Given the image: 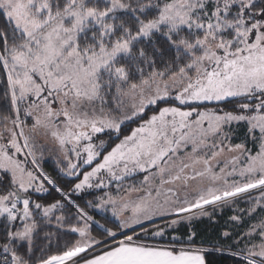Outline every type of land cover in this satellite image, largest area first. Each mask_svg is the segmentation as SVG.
I'll use <instances>...</instances> for the list:
<instances>
[{
    "label": "snow or ice",
    "instance_id": "6c2138e0",
    "mask_svg": "<svg viewBox=\"0 0 264 264\" xmlns=\"http://www.w3.org/2000/svg\"><path fill=\"white\" fill-rule=\"evenodd\" d=\"M264 264V0H0V264Z\"/></svg>",
    "mask_w": 264,
    "mask_h": 264
},
{
    "label": "trees",
    "instance_id": "16d2710c",
    "mask_svg": "<svg viewBox=\"0 0 264 264\" xmlns=\"http://www.w3.org/2000/svg\"><path fill=\"white\" fill-rule=\"evenodd\" d=\"M221 264H224V262H221Z\"/></svg>",
    "mask_w": 264,
    "mask_h": 264
}]
</instances>
